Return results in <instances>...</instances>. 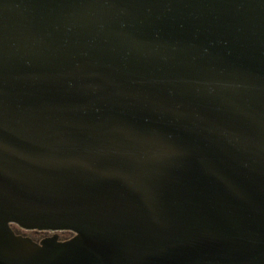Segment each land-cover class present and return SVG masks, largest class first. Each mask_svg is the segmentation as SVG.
Masks as SVG:
<instances>
[{"label":"water","instance_id":"95a60500","mask_svg":"<svg viewBox=\"0 0 264 264\" xmlns=\"http://www.w3.org/2000/svg\"><path fill=\"white\" fill-rule=\"evenodd\" d=\"M0 264H264V0H0Z\"/></svg>","mask_w":264,"mask_h":264},{"label":"rangeland","instance_id":"374dc122","mask_svg":"<svg viewBox=\"0 0 264 264\" xmlns=\"http://www.w3.org/2000/svg\"><path fill=\"white\" fill-rule=\"evenodd\" d=\"M17 231L22 234V235H25V236H29V237H32L33 239L35 240H41L47 236H50V235H53L54 233H50L48 231H39V230H25V229H22L18 226H14ZM58 234L60 235V238L62 239H67L69 237L72 236V232H69V231H61V232H58Z\"/></svg>","mask_w":264,"mask_h":264},{"label":"flooded vegetation","instance_id":"af4514ba","mask_svg":"<svg viewBox=\"0 0 264 264\" xmlns=\"http://www.w3.org/2000/svg\"><path fill=\"white\" fill-rule=\"evenodd\" d=\"M14 226H15V225H14ZM14 226H13V229L15 230V232L18 233V234H20ZM72 236H73V233H72ZM72 236H71V237H72ZM71 237H69V238H71ZM31 238H32V237H31ZM69 238H67V239H69ZM59 239H60V240H66V239H62V238H60V235H59ZM34 240H35V239H34ZM41 240H42V239H41ZM41 240H35V241H38V242H39V241H41Z\"/></svg>","mask_w":264,"mask_h":264}]
</instances>
